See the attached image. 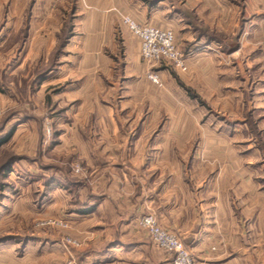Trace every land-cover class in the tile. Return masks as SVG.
I'll list each match as a JSON object with an SVG mask.
<instances>
[{
  "label": "rangeland",
  "instance_id": "374dc122",
  "mask_svg": "<svg viewBox=\"0 0 264 264\" xmlns=\"http://www.w3.org/2000/svg\"><path fill=\"white\" fill-rule=\"evenodd\" d=\"M9 5L25 6V18L5 34ZM83 11L80 0H0V127L15 128L0 147V264H94L117 241L142 242L170 264L142 224L153 214L184 241L149 197L168 181L188 183V214L199 205L215 225L218 258L264 264V59L255 58L264 46L236 45L205 23L221 41L207 53L187 59L193 46L176 39L183 66L148 62L123 15L133 39L119 28L103 59L80 61L85 46L70 43ZM36 17L38 33L27 22ZM28 29L38 40L12 75L13 44Z\"/></svg>",
  "mask_w": 264,
  "mask_h": 264
},
{
  "label": "crops",
  "instance_id": "0c3cea01",
  "mask_svg": "<svg viewBox=\"0 0 264 264\" xmlns=\"http://www.w3.org/2000/svg\"><path fill=\"white\" fill-rule=\"evenodd\" d=\"M80 2L84 10L81 12L83 17L80 18L83 20L84 28L79 29L80 36L70 43L72 47L82 44L85 46L87 54L79 56L78 60L80 61L103 59L100 46L105 45L107 42L113 43L119 28L123 29L124 38H127V41L129 38L133 39L121 22L123 15H129L142 24L172 29L175 40L177 39L179 44L180 41H183L182 44L193 46L186 53L187 59L191 56L205 54L207 53L206 49H209L215 43L221 42L210 33L212 29L209 30L207 25H204L205 23L227 32L228 36L234 39L236 45L264 46V0H80ZM24 7H20L19 15H17L16 10L18 6L9 5L5 7L7 11L5 34L13 29L14 18L18 22V17H20V26L24 24L25 17L22 16L26 8ZM195 20L202 22L204 26L194 25L193 21ZM227 21L230 22L227 29L226 26L218 25V22ZM27 22L29 27L32 24L33 27L36 26L35 31H38L39 17H36V20ZM9 39L5 38L4 42L8 43ZM36 40L38 38L33 39L28 29V35L20 38L19 42L17 41L18 43H12L15 46L16 53L15 63L11 66L10 74L13 75L16 73L15 70L22 69L24 61H27L30 57V50H34L33 48L30 49L29 45H32L31 43L35 44L34 41ZM56 41L57 36L53 34V37L50 38L51 47L48 53L51 52ZM74 51L69 49L67 63L74 58L76 53ZM260 51L259 56L255 58H261L262 60L264 59V52L262 48ZM182 188L184 190L178 188L177 184L168 181L163 187L156 190L152 196H149L150 200L155 202L158 200L160 203L158 210L161 214V222L169 226L170 229L178 228L181 230L180 234L184 238L185 244L195 253L199 264H230L232 260L236 259L235 255L221 259L218 258L220 256L212 252V247L215 246V225L205 220L202 208L199 205L196 209V205L193 206L190 214H188V183ZM201 192L204 193L202 189ZM161 200H164V202H161ZM204 201L206 199L202 200V202ZM212 202L207 201L206 203L213 205L215 202ZM198 210L199 213H197ZM210 219L215 221L214 216H211ZM107 250L94 264H139L136 257L140 254L152 258L154 264L157 261L155 256L145 254L147 248L139 241L132 243L117 241L116 245L111 244ZM123 252L127 256L117 255Z\"/></svg>",
  "mask_w": 264,
  "mask_h": 264
},
{
  "label": "built area",
  "instance_id": "2783aa9c",
  "mask_svg": "<svg viewBox=\"0 0 264 264\" xmlns=\"http://www.w3.org/2000/svg\"><path fill=\"white\" fill-rule=\"evenodd\" d=\"M123 22L139 39L142 57L148 62H159L168 58L183 66L186 62L175 46V34L172 30H164L153 25L138 24L131 17L125 16ZM150 78L159 83L157 74ZM142 224L148 229L151 240L156 246L171 256L170 264H197L196 257L184 241L175 233L161 227L153 214L144 217Z\"/></svg>",
  "mask_w": 264,
  "mask_h": 264
},
{
  "label": "trees",
  "instance_id": "16d2710c",
  "mask_svg": "<svg viewBox=\"0 0 264 264\" xmlns=\"http://www.w3.org/2000/svg\"><path fill=\"white\" fill-rule=\"evenodd\" d=\"M67 40V37H65V41ZM64 41V42H65ZM15 128H10L9 130H5V128L3 127H0V131L2 132L0 134V147H3L5 144L8 143V141L10 140V137L13 133ZM9 162V161H8ZM6 162V164H4L2 167H1V170L4 171L7 167L10 166V163Z\"/></svg>",
  "mask_w": 264,
  "mask_h": 264
}]
</instances>
